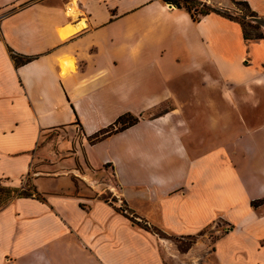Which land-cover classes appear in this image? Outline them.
<instances>
[{
  "label": "crops",
  "instance_id": "crops-1",
  "mask_svg": "<svg viewBox=\"0 0 264 264\" xmlns=\"http://www.w3.org/2000/svg\"><path fill=\"white\" fill-rule=\"evenodd\" d=\"M240 40L264 50L162 0H0V180L41 194L0 207V264H184L122 202L170 235L214 234L212 261L192 264H264V145L249 141L264 126L228 122L255 108L264 53L244 65ZM125 113L140 119L91 141ZM57 129L81 133L74 147ZM77 161L112 167L115 201L84 175L76 192Z\"/></svg>",
  "mask_w": 264,
  "mask_h": 264
},
{
  "label": "rangeland",
  "instance_id": "rangeland-1",
  "mask_svg": "<svg viewBox=\"0 0 264 264\" xmlns=\"http://www.w3.org/2000/svg\"><path fill=\"white\" fill-rule=\"evenodd\" d=\"M199 1L204 2L207 5H210V6L214 7L215 9L220 10L221 12L230 13L233 16L240 17V15H242L241 10L243 8L241 6L233 3L232 0H199ZM261 16H263V15H261ZM262 30L264 32V26L262 27ZM225 42H226V44L228 43V45H230V46H232V48H234L232 50V53L236 52L235 38L232 40L231 38L227 37ZM245 44L246 43H244V41L242 42L240 40V49L243 50L244 55L246 57L244 59V65H247V63H251L253 60H255L254 58H256L257 55L259 56L260 54L264 53V50H263L262 46H256L254 48V51L252 52L251 47H249L250 44L249 45H247V44L245 45ZM248 60H250V62H248ZM262 68L264 70V65L262 66ZM257 95H258V97H257V102L255 105V108L254 109L244 108V110L242 111V114L245 118L244 121L242 119H240L237 115H235L233 118H231L228 121L231 125H233L236 128V132L238 134H242V133L248 132L250 130L257 129L260 126H264V89H258ZM201 127L205 133H209L210 127L206 121H202ZM56 131L61 136L60 137L61 143L69 145L70 141H72L73 147H74L75 143L78 141V135H81V133H79V132L72 135L71 133H69V131L67 129H64V131H62L61 129H57V130H54L51 132L55 133ZM50 138H51V135H48V137L46 139H50ZM91 141L92 142L95 141L94 138H92ZM249 141L255 145H264V131H262L261 133L251 135L249 137ZM68 149L71 151L70 147H68ZM82 165L83 164H81L77 161V168L80 170V174H78V175L73 174V176H72V179L75 182L76 187H77L76 192H78L81 189H84L87 192V187L89 185L88 184L89 182H86V178L83 177V175H84V176H87V179H88V181H90V183L92 181H95V185L97 186V189L103 190V191L106 189V191L101 195V197L107 198L108 200L113 198L112 200L115 201L116 197L112 196L113 189L110 190L111 187H114V188L117 187V183L114 179V173H113L112 167L107 164V165H104V167H105L104 172L105 173H98V172L96 173V172L92 171L88 175V172H89L88 169H86ZM103 182L108 183V184L105 185ZM30 185H33V183L31 181H27V182L23 183L21 186H15V185H12L9 181L0 180V190H1L0 193H2V197H5V199H4L5 203L4 204H6L11 199L18 196L17 194L12 195L11 189H13V188L22 189L24 187L29 188ZM122 205L125 207L123 202H122ZM128 213L131 214L130 211H128ZM164 233H165V235H163L162 237L160 236V237L163 239H167L174 244L173 250H175L174 252L179 253L180 259L183 260L184 264H185V261L192 264L191 261L194 260L193 259L194 257H198L201 262L206 260L207 262L210 263L212 261V259H213V257H212V242L215 238L214 234L212 235V233L211 234L210 233H200L198 235H195V237L192 239L185 237L182 240H176L175 237H177V236L170 235L166 232H164ZM191 240H192V244H190ZM187 244H190V247L185 250ZM189 251H192L191 252L192 254H190L191 255L190 258H188V256H187ZM167 264H173V263L169 261V262H167Z\"/></svg>",
  "mask_w": 264,
  "mask_h": 264
},
{
  "label": "trees",
  "instance_id": "trees-1",
  "mask_svg": "<svg viewBox=\"0 0 264 264\" xmlns=\"http://www.w3.org/2000/svg\"><path fill=\"white\" fill-rule=\"evenodd\" d=\"M162 1L172 4L177 8L186 10L194 21H200L203 16L208 15L210 13H216L230 20L238 22L242 28L243 38L247 42L258 41L264 38V32L262 30V27L264 26V16L259 15L255 10H253L251 6L248 4V2L245 0H232L233 3L243 8L241 10L242 15H240V17L233 16L232 14L227 12H221L220 10H217L214 7L207 5L206 3L201 2L199 0H162ZM28 60L29 58H20L16 56L17 63L26 62ZM139 119L140 118L138 116H135L131 113H125L119 116L117 120L113 124H111L107 129L96 134L94 140L96 141V139L99 140L112 133L125 130L126 128L137 123ZM11 191H12V195L17 194L18 197L35 196L40 198L41 196V194L36 190L34 185H30L29 188H25V187L22 189L13 188L11 189ZM4 199L5 197H2V193H0V207L5 203ZM103 199L109 201L107 198H103ZM253 204L256 205V202H253ZM117 208L120 212L127 215L134 223L141 225L147 230H151L155 232L161 237L165 235V233L162 230L154 228L140 219L137 220L134 214L133 216H130L128 213L125 212V209L127 208L125 207H117ZM185 237L192 239L195 237V235L175 237V239L182 240ZM190 244H192V240L190 241ZM190 244H187L185 250L190 247Z\"/></svg>",
  "mask_w": 264,
  "mask_h": 264
},
{
  "label": "built area",
  "instance_id": "built-area-1",
  "mask_svg": "<svg viewBox=\"0 0 264 264\" xmlns=\"http://www.w3.org/2000/svg\"><path fill=\"white\" fill-rule=\"evenodd\" d=\"M120 207H124L122 204L120 205ZM125 212L126 213H128V210L127 209H125ZM129 214V213H128ZM130 216H133V214L131 213V214H129Z\"/></svg>",
  "mask_w": 264,
  "mask_h": 264
}]
</instances>
